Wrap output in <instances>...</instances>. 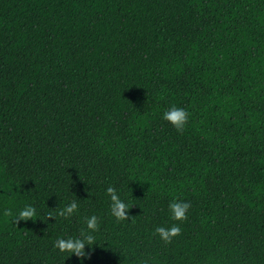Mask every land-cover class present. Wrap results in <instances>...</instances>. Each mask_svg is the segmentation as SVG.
Listing matches in <instances>:
<instances>
[{"label":"trees","instance_id":"16d2710c","mask_svg":"<svg viewBox=\"0 0 264 264\" xmlns=\"http://www.w3.org/2000/svg\"><path fill=\"white\" fill-rule=\"evenodd\" d=\"M91 215L83 264H264V0H0V264H81Z\"/></svg>","mask_w":264,"mask_h":264},{"label":"clouds","instance_id":"9594fccd","mask_svg":"<svg viewBox=\"0 0 264 264\" xmlns=\"http://www.w3.org/2000/svg\"><path fill=\"white\" fill-rule=\"evenodd\" d=\"M189 114L185 109L172 106L169 110L163 113V118L169 121L178 131H182L184 126L188 122ZM106 193L110 197L111 201V213L117 220H124L128 216V204L125 200L121 199L120 194L117 189L113 186H108L106 188ZM191 204L188 201H178L174 200L169 203L168 208L171 215V219L175 221H183L187 219V213L190 209ZM78 210V203L76 200H72L65 204L57 215L69 218L74 215ZM4 215H9L8 210L4 211ZM53 215H49V218H53ZM38 218L37 209L31 205L26 204L23 208L18 210L16 215V223L29 219L36 220ZM55 218V217H54ZM87 232H81L77 237L58 238L55 242V247L61 252H68L71 255L75 254L81 258V264L83 260L89 255L85 250L86 245H93L94 233L99 228V218L96 215L89 216L86 221ZM181 227L179 224H172L171 226L165 228L163 226H157L155 228V233L159 235V238L165 243H170L173 237L180 234Z\"/></svg>","mask_w":264,"mask_h":264}]
</instances>
